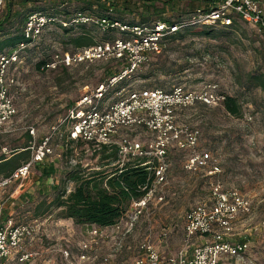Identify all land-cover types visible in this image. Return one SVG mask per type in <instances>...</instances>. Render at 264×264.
I'll return each instance as SVG.
<instances>
[{"label": "rangeland", "instance_id": "rangeland-1", "mask_svg": "<svg viewBox=\"0 0 264 264\" xmlns=\"http://www.w3.org/2000/svg\"><path fill=\"white\" fill-rule=\"evenodd\" d=\"M52 1L59 0H49ZM170 1L173 9L166 7L161 17L175 19L177 15H181L187 18L191 12L205 7L202 0ZM47 2V0H35L15 7L26 16L35 12L30 11L32 6ZM149 2L150 0H138L136 3L138 8H133L131 5L135 11L128 14L127 18L136 20L138 18L136 14L146 10ZM67 3L74 4L75 1H60L57 2V6L62 9ZM153 3L158 7L162 4L160 0H155ZM152 18L155 16L153 15ZM13 26L21 25L15 21ZM87 27L90 28L89 25ZM73 28L72 32L77 30ZM195 30L197 29H191L192 32L187 34H197ZM63 33V30L55 24H47L36 43L29 44L21 53L22 62L8 67L7 77L15 79V83L7 86L14 114L0 128V154L8 156L12 148L20 147L26 141L29 142L27 134L31 137L30 144H36L42 137L51 133L52 126L59 125L51 136L53 154L47 158L45 164H52L57 171H66L74 164H80V168L85 170V173H89L105 169V166H100L101 161L98 159L99 155L94 154V148L63 143L70 127L68 111L75 107L76 102L83 95L122 70L125 60L117 62L115 59H94L68 66L57 63L54 68H46L47 70L36 69L35 63L38 60L50 58L53 60L55 55L61 57L65 53L73 54L75 49L62 42ZM112 34L116 39L133 37L130 31L121 29L113 31ZM231 34H234L233 42H229L228 47L221 54L217 52L218 56L214 58L208 55L202 58L192 57L191 48H185L181 53L172 50L166 55H161L166 63H173V66L186 61L189 67L182 72L174 71L173 74L166 75L153 70L151 64L155 56H151L137 72H133L110 87L97 103L98 108H105L127 90L158 88L167 91L173 85H180L189 90L206 87L215 95L236 96L241 106V115L240 117L228 115L221 102L212 105L195 103L177 109L175 125L197 132V144L194 150L209 152L218 167V172L214 175H206L205 170L197 172L185 170L183 162L189 151L178 152L170 147L165 158L168 164L166 181L154 184V194L162 195V200L159 203L152 201L146 211L137 217L130 236L117 234L122 240L121 243L116 242L117 256L113 255L114 245L110 244L98 245L100 250L98 249L96 254L100 256L109 254L111 261L115 258L117 264H131L142 253L140 244L148 240L157 249L163 261L171 256L174 257L181 249L186 251L187 256L190 255L193 246L204 244L211 238L208 235H194L187 238L184 232L185 213L197 203L210 206L211 184L218 182L221 189L237 191L248 203V211L236 215L230 222V230L225 236L230 242H246L247 248L238 257L223 258L220 264H264V114L258 110L259 106H255L252 102L260 103L264 90L247 80L244 81L245 86H248L246 90L240 86L241 77L247 73H264V30L238 22ZM194 40L195 49L200 48V42L205 41L199 42L197 38ZM183 44L177 42L174 46L178 50ZM185 54L190 56L189 59ZM147 72L152 75L142 79L141 76ZM118 92L120 95L117 94ZM152 137L153 135L144 127L133 125L120 128L113 141L117 146L125 141L139 142L147 146ZM127 158L130 157L123 160ZM142 158L154 162L150 156ZM38 170L37 164H34L23 181H16L0 188V225L8 218H12L17 223L31 224L29 221L32 219L29 214L27 215V210L33 207L40 194L36 182ZM59 176V173L54 175L56 178ZM49 182L50 180L47 181ZM72 187L71 182L66 184L67 190ZM55 217V213L42 217L48 219L37 234L36 227L34 232L36 236L27 240L31 242L39 238L44 249L50 252L54 250L52 256L48 255V263L62 264L60 263L62 261L58 260V254L62 255L60 249L64 244L73 249L78 241H83L86 228L73 224L70 220L67 225H62L66 229L64 232L59 227L60 223L54 221ZM123 219L125 221L126 217ZM64 238H69L71 241H65ZM31 250H34L31 253L35 257L34 252L37 251ZM73 251L74 254L78 253Z\"/></svg>", "mask_w": 264, "mask_h": 264}, {"label": "built area", "instance_id": "built-area-1", "mask_svg": "<svg viewBox=\"0 0 264 264\" xmlns=\"http://www.w3.org/2000/svg\"><path fill=\"white\" fill-rule=\"evenodd\" d=\"M4 4L5 0H0V11ZM232 15L239 16L241 20L258 30H264V1L258 0H221L213 9L208 11L197 9L181 22L172 25L158 21L151 26L129 27L117 22L109 24L105 19L77 15L69 24L93 23L100 28L109 25L130 31L133 37L85 47L73 54L65 53L61 57L55 55V58L46 64L47 68H54L57 63L68 66L94 59H116L126 62L122 70L83 95L76 102L75 107L68 111L70 127L67 137L99 148L113 143V137L122 127L139 125L153 135V139L147 146L128 141L119 146L122 160L126 157L144 156H150L155 160L154 179L149 190L143 197L132 201L125 213L127 228L132 227L137 217L146 211L152 201L159 203L162 200V195L155 196L154 184L166 181L165 173L168 164L165 158L170 147L189 151L183 162L185 170L190 172L205 170L206 175H214L218 172V167L214 164L209 152L194 150L197 144V132L177 127L174 119L177 109L195 103L218 104L223 100V96L209 92L206 87L200 90H189L183 86L174 85L169 91L158 88L127 90L119 99L105 108H98L97 103L110 87L148 62L152 53L160 51L159 42L163 36L187 25L227 26L232 22ZM54 20L55 18L38 12L28 14L22 33L30 42L19 43L11 52L0 54V128L14 114L7 86L15 83V79L7 77V69L12 64L22 62L19 56L20 51L34 43L44 27ZM62 25L67 24L62 22ZM117 94L120 95V92ZM58 127L59 125L52 126L49 135L30 146L31 156L27 162L14 169L9 176L0 177V188L16 181H23L34 164L42 162L53 154L50 141L52 133ZM210 197V206L197 203L188 209L184 216V232L187 238L194 235H208L211 238L210 241L193 246L188 256L186 251L181 249L174 257L171 256L163 261L154 245L144 240L139 246L142 253L133 260L132 264H220L225 257L240 256L246 250L247 243L230 242L225 236L230 230V222L236 215L248 211L247 201L235 190L224 191L218 182L211 184ZM36 227V222L15 224L10 219L4 225H0V264H4L5 260L17 254L19 263H25L32 257V253L21 251V248L24 241L33 236ZM91 233L97 235L96 230ZM85 248L86 245H83L81 249ZM62 254L65 257L68 255L66 251H62ZM91 261L89 255L84 253L78 255V264H92ZM106 261L107 258L102 259V262Z\"/></svg>", "mask_w": 264, "mask_h": 264}, {"label": "trees", "instance_id": "trees-1", "mask_svg": "<svg viewBox=\"0 0 264 264\" xmlns=\"http://www.w3.org/2000/svg\"><path fill=\"white\" fill-rule=\"evenodd\" d=\"M32 1L35 0H5V5L0 11V54L11 52L19 43L30 42L22 33L27 15L25 16L24 12L15 6L19 4L24 5ZM47 1V4L44 3L39 6L35 4L30 11L55 18L49 25L55 24L63 30L62 42L64 45L73 47L75 49L73 53L85 47L112 42L116 39L112 34L113 31L120 30L118 27L109 25L105 28H100L96 24L90 23L79 22L69 24L77 15H86L94 19H105L109 24L117 22L129 27L151 26L158 21L172 25L173 23L181 22L184 18L181 15H177L175 19L161 17L166 7L173 9L172 1L170 0H160L162 2L160 7L154 5L153 2L155 0H150L149 5L146 6V10L136 14L138 17L136 20L134 18H127V16L135 11L133 8H138L136 5L138 0H74V4H71L72 2L67 3L62 9L58 8L57 2H64L66 0H59L57 2ZM202 1L205 3V7L201 10L204 11L213 9L221 2V0ZM131 5L133 8H131ZM153 15L155 18H152ZM15 21L21 26H13ZM62 22H65L67 25H62ZM238 22L246 23L239 16L232 15V22L227 26L218 24L187 25L174 33L163 36L159 42L160 51L152 53L149 56V60L151 56H155V60L151 64L152 69L166 75H171L174 71L182 72L188 69L189 66L186 64V61L183 64L173 66V63H166L161 58V55H166V53L172 50L181 53L185 48H191L192 57L202 58L205 55L211 58L217 57V52L221 54L223 50H226L229 42H233L234 34L231 33L235 30ZM88 25L90 28L87 27ZM73 27L77 29L74 32H72L74 30ZM194 28L197 29L195 30L197 34H187L188 32H192L190 30ZM41 35L40 33L38 38ZM194 37L199 39V42L205 40L200 42V48H194ZM177 42L184 43L178 50L174 46ZM6 48L7 50H5ZM24 50L19 53L21 60V53ZM185 57L189 59L190 56L185 54ZM50 60L51 58L49 60H38L35 63L36 69L45 68L47 70L46 64ZM116 61L119 62V60ZM124 66H126V62H124ZM139 68L140 66L134 72H137ZM151 75V73L147 72L141 78H149ZM241 79L243 81L241 80L240 86H243V90L248 88L244 84L246 80L253 82L256 87L264 90V73L249 72L244 77H241ZM252 102L255 106H259L258 110L264 114V96L260 100V103H257V101ZM221 105L228 115L240 117L241 106L236 96L224 95ZM27 138L29 142L26 141L24 145L12 148L8 156L0 154V177L9 176L14 169L30 159L31 137L29 134H27ZM63 143L65 145H87L94 148L90 144L80 140L68 139L67 134L64 136ZM94 149V154L99 155L100 166H105V169L85 173V170L80 168V164H74V166L66 171H57L52 164H45L47 159L37 163L39 174L36 182L38 193L40 194L35 200L33 207L27 210L32 220L55 213V218L70 219L76 225H92L95 227L113 226L125 217V213L132 201L138 200L145 195L154 179V159V162L142 157H130L122 160L119 146L114 142ZM173 149L182 152L175 147ZM56 173H59V178L54 177ZM48 180H50L49 183H47ZM68 182L73 184L70 190L66 188Z\"/></svg>", "mask_w": 264, "mask_h": 264}, {"label": "crops", "instance_id": "crops-1", "mask_svg": "<svg viewBox=\"0 0 264 264\" xmlns=\"http://www.w3.org/2000/svg\"><path fill=\"white\" fill-rule=\"evenodd\" d=\"M168 153H169V151H168ZM145 162H147V161H145ZM27 215H28V213H27ZM49 216H51V215H49ZM9 219L12 220V218H8V219H6L3 222L2 225H4L5 222L7 220H9ZM47 219L48 218H45V219L36 218V219H33V220L29 221L31 223L32 222H36V224H37V232H36V234L38 233V230L44 225L43 223ZM54 221L60 223L59 227H61V229L65 232L66 229H64L62 227V225H67L70 222V219H57V218H55ZM125 221L122 218L117 224H115L113 226H108V227H95V226H92V225H80L81 227H85L86 228V230H85V232H86L85 239L83 241H78L76 243V246H74L73 249H72L71 246L64 244V247L61 248L60 251L61 252L62 251H66L68 255H67V257H65V256H63V254L62 255L58 254L59 262L61 260L62 262H60V263H62V264H78L79 263L78 262V255L80 253H84V254L89 255L91 257V259H92L91 263L92 264H117L115 258L112 259V261H111V259L108 257L109 254L100 256L99 254H96L95 252L99 249L100 245L103 246V244L104 245H106V244L109 245L110 244V245H114V246H112L113 247L112 248L113 255L114 256L118 255V250H116V249H118L117 246H116V242L121 243L122 240H120L121 237H118L117 234L119 233L121 236H127L128 237V236H130V233H131L132 229L134 228L133 227L134 224L132 225L131 228H129V227L127 228L126 225H125ZM13 223H17V222L13 221ZM43 229L44 228H42V230ZM93 230L97 231V235H93L91 233ZM67 231H68V229H67ZM98 231H99V233H98ZM36 234H34L30 239L35 237ZM64 240L65 241H71V239H69V238H64ZM73 241H74V239H73ZM81 245H86V248L84 250L81 249L82 248ZM31 249H35V251H37V252H34V254H36L37 257L36 256L35 257L32 256L27 262L19 263L17 261V257H18V254H17V255H13L10 258H8L7 260H5L4 264H49L48 260H47L48 255L52 256L51 254H54L53 253L54 252L53 249H52V252H50V250L44 249V247L42 246L41 242L39 241V238H37V240H32L31 242H28L27 239L24 241V243L22 244L21 251L30 252L31 253V252L34 251V250H31ZM73 250L77 251L78 253L74 254ZM46 251H48V252H46ZM103 258H107V261L106 262H102ZM132 262H131V264H132Z\"/></svg>", "mask_w": 264, "mask_h": 264}]
</instances>
